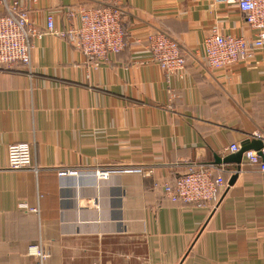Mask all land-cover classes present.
I'll use <instances>...</instances> for the list:
<instances>
[{"label": "crops", "instance_id": "0c3cea01", "mask_svg": "<svg viewBox=\"0 0 264 264\" xmlns=\"http://www.w3.org/2000/svg\"><path fill=\"white\" fill-rule=\"evenodd\" d=\"M14 1L42 36L32 69L0 67V264H37L40 244L46 264H264V173L244 154L229 184L238 165L216 161L247 139L264 147V47L229 72L208 71L203 51L213 28L257 37L237 2ZM79 5L124 8L121 54L96 66L47 32L49 13L59 29L78 26L68 12ZM155 29L184 48L182 75L152 61L146 35ZM15 142L31 144L38 173L8 168ZM194 162L228 171L216 200L174 202L155 187ZM128 165L154 172L98 173Z\"/></svg>", "mask_w": 264, "mask_h": 264}, {"label": "built area", "instance_id": "2783aa9c", "mask_svg": "<svg viewBox=\"0 0 264 264\" xmlns=\"http://www.w3.org/2000/svg\"><path fill=\"white\" fill-rule=\"evenodd\" d=\"M244 13L246 22L257 32V37L248 40L243 35H224L213 28L204 39V57L208 71L226 70L243 60L250 59L254 52L264 47V0H235ZM4 12L0 13V67L12 68L16 65L32 69L34 38L40 33L30 20L29 12L23 9L18 1L9 3L0 0ZM125 10L122 6H83L70 8L68 18H77L79 25H70L59 29L55 24L53 13L47 15V32L67 37L71 44L79 49L90 61L98 66L110 56L121 54L129 45V36L124 24ZM152 61L157 63L168 74L182 75L187 64L184 48L181 43L162 30H151L146 35ZM140 41V39H136ZM241 148L238 144L230 146L232 152ZM246 163L256 166L264 173V147L260 150H248L245 153ZM8 168H32L38 173L40 168L32 165V146L27 142H15L8 146ZM242 170L241 166L234 171ZM72 172L59 170L60 176ZM152 168L141 165L114 166L99 173L107 178L113 173H139L144 176L153 174ZM233 172V173H234ZM225 173L228 171L215 164L190 163L186 171L174 183L156 182L155 187H163L168 198L176 202H193L203 204L216 200L218 194L227 185ZM232 173V172H231ZM36 210V208H33ZM37 264H46L50 254L40 244L36 253Z\"/></svg>", "mask_w": 264, "mask_h": 264}, {"label": "water", "instance_id": "95a60500", "mask_svg": "<svg viewBox=\"0 0 264 264\" xmlns=\"http://www.w3.org/2000/svg\"><path fill=\"white\" fill-rule=\"evenodd\" d=\"M262 147H263V142L260 141L259 139H256V138L247 139L244 142H242L240 150L235 152V154L230 155V156L225 157V158L217 157L216 161H217V163L233 162V163H236L238 165V167H240L242 160H243V155L246 151L251 150V149L260 150ZM237 176H238L237 174L232 176L229 184H233L236 181Z\"/></svg>", "mask_w": 264, "mask_h": 264}]
</instances>
